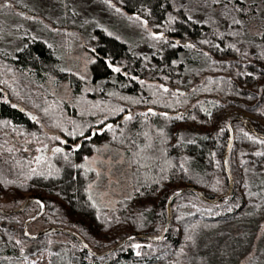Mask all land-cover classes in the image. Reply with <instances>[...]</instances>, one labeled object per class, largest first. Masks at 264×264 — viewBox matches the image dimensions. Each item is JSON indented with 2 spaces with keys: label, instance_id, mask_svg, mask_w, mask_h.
Here are the masks:
<instances>
[{
  "label": "trees",
  "instance_id": "1",
  "mask_svg": "<svg viewBox=\"0 0 264 264\" xmlns=\"http://www.w3.org/2000/svg\"><path fill=\"white\" fill-rule=\"evenodd\" d=\"M117 1L119 11L146 19L155 30L164 31L165 39L153 40L154 53H141L140 47L97 31L92 84L110 90L105 97L89 98L84 92L85 83L63 72L60 59L41 41L30 42L11 60L19 70L31 69L40 78L47 74L71 83L78 99L72 110L46 94L47 106L38 111L53 118L44 124L45 128L59 130L78 149L52 154L39 164L23 156L8 135L19 131L31 134L37 120L32 122L7 103L2 85L5 75H0V209H4V202L13 206L9 210H16L29 199L40 200L46 206L39 220L45 229L73 231L97 253L108 252L132 236L160 237L169 220L168 201L175 192L194 188L208 200L228 192L224 163L231 134L221 120L230 110L242 111L259 121L250 122L254 134L240 122L233 124L235 137L228 163L234 192L229 199L210 206L194 193L177 197L171 205V226L160 242L134 241L108 257L96 258L75 238L64 235L70 244L52 256V264H214V238L220 230L237 222L257 225L264 221V156L255 155L264 152V144L255 142L264 137V34L251 51V44L240 38L237 24L220 32L214 22L198 20L195 9L198 5L212 9L211 0ZM252 1L254 10L264 4L263 0ZM234 17L243 18L240 13ZM200 57L204 60L202 66ZM109 64L119 67L122 73L113 72ZM200 77L203 82L198 85ZM160 85L169 92H163ZM176 89L186 94L176 95ZM14 94L19 99V92ZM29 95L26 93L27 100ZM118 108L124 111H115ZM149 109L157 115H140ZM129 114L133 119L126 121L124 117ZM177 116L182 118L175 119ZM109 124H113L112 130L107 129ZM77 125L87 129L85 136L91 139L67 134L78 132ZM235 126L241 129L237 131ZM184 133L191 135L192 141L185 142ZM103 144L124 149L130 159L133 194L119 201L113 210L98 207L91 199L89 186L96 180V172L77 167ZM226 205L234 210L224 211ZM33 206L37 215L38 205L12 217L0 215V264L5 259L22 260L13 245L15 233L10 230L14 229L7 223L11 221L24 238L19 218L29 215ZM56 235L63 234L54 233L37 241L46 243L48 237ZM134 243L148 246L137 256L131 246ZM240 247L230 239L217 253L237 258Z\"/></svg>",
  "mask_w": 264,
  "mask_h": 264
},
{
  "label": "rangeland",
  "instance_id": "2",
  "mask_svg": "<svg viewBox=\"0 0 264 264\" xmlns=\"http://www.w3.org/2000/svg\"><path fill=\"white\" fill-rule=\"evenodd\" d=\"M203 2L206 3L205 0ZM252 2L254 1L228 0L226 3H213L211 0L212 9L198 5L195 14L200 21L208 19L214 22L217 31L221 32L227 30L229 25L233 24L234 16L240 13L243 18L238 19L241 21L238 24L239 36L250 43L249 48L254 51L252 46H255L264 34V4H259L254 10L251 6ZM5 4L10 6L4 7ZM119 7L117 0H0V75H5V82L2 84L4 92L12 103L37 117V124L31 134H24L23 131L10 134L19 144L25 143L29 148L30 146L44 148L48 145L51 156L53 154L51 150L59 147L58 144L63 140L67 141V138L59 130H48L44 126L53 119L38 111L47 106L44 100L46 94L59 104L70 107L69 110L78 103L70 82L59 81L47 74L39 78L36 76V71L19 70L11 63V60L16 59V55L30 42L45 43L60 59L63 72L79 77L85 83L84 92L89 98L96 100V97H105L111 92L101 84H92L91 67L97 60L93 42L97 31L130 46H138L141 53H154L153 40L159 42L165 39H153L154 35L165 34L164 31L155 30L148 22L145 25L143 22L146 19H137L131 14L117 11ZM237 7L243 11H236ZM199 61L202 66L204 60L200 57ZM202 80L200 77L197 84H201ZM17 89L19 91H16ZM15 92H19V99H16ZM26 93H30L29 100ZM68 120L70 118H67L66 122H69ZM239 121L250 123L259 120L248 113L230 110L221 123L229 125L231 122L235 124ZM235 128L237 131L241 129L240 126ZM51 137L60 139L55 140ZM192 139L191 135L183 134L185 142ZM77 146L72 145L69 150H76L79 148ZM16 148L24 154L23 148L19 146ZM32 152L31 149L26 150V153L32 154ZM32 156L36 157L37 153ZM82 165H85L84 169H92L91 171L97 174L96 180L89 186V193L98 207L113 210L119 201L132 197L130 159L124 149L108 144L99 145L95 154L87 158ZM2 207L6 210L13 208L8 202H4ZM223 208L226 212L234 210V207L229 205ZM36 210L37 208L33 206L28 212L29 215L20 216L22 226L26 220L35 215ZM7 225L8 228L14 229V231L10 230L15 233L13 245L20 251L22 260L5 259L1 264H32V261L36 264H52L53 254L63 245L70 244L69 238L64 235L50 236L46 243L33 242L24 237L27 240L25 241L11 221ZM44 229L42 221H38L30 226L29 233L34 235ZM230 239H235L241 246L237 258L234 255L223 256L222 253H217V250L221 252L220 247L228 245ZM17 240L21 242L19 245L16 244ZM214 243L217 246L213 255L216 259L214 264H264V221L257 225L237 222L227 229L220 230L214 238ZM141 245L142 248L148 246ZM142 248L135 249V252H140ZM25 257L28 259L25 260Z\"/></svg>",
  "mask_w": 264,
  "mask_h": 264
},
{
  "label": "water",
  "instance_id": "3",
  "mask_svg": "<svg viewBox=\"0 0 264 264\" xmlns=\"http://www.w3.org/2000/svg\"><path fill=\"white\" fill-rule=\"evenodd\" d=\"M113 67H115V66H113ZM115 73H117V72H115ZM119 73H117V74H119ZM174 93L176 95H180V93H183V95H181V96H184L186 94L185 91L178 90V89L174 90ZM15 107L16 108H19L18 105H15ZM28 115L31 118H35V116L32 115V114H30V113H28ZM239 122L241 124H243L244 128L247 131H249V132H251V133L254 134V132L250 129V123L248 121H239ZM111 125H113V124H111ZM228 127L230 129L231 138H230L228 150H227V152L225 154V163H224L225 170H226V174H227V176L229 178V190H228V192L226 194H223V195L219 196L215 200H208L201 192H199L198 190H196L194 188H186V189L179 190V191L175 192L170 197V199L168 201L169 220H168V224H167L165 230L163 231V233L159 237V239H157V237L147 236V235H144V236H132L133 239H129L128 238V239L124 240L123 242H121L119 245H117L113 249L109 250L108 252H105V253H97L87 243H85L78 234H76L75 232L70 231V230H65V229H60V228H50V229L42 230L41 232H39L37 234H34V235L33 234H30L29 233L30 226L33 225V224H35L39 220H41L42 217L46 213V206L40 200L29 199V200H27L23 204V206H21L20 208H18L16 210L0 209V215L1 216H4V217H12V216L21 214L22 212H24L31 205H38L39 208H40V212L37 215H35L34 217H32V218H30V219H28V220H26L24 222V226L23 227H24V236H25V238H27L28 240H31V241H37V240L42 239L45 236H48V235H51V234H54V233H59V234L67 235V236H70V237L75 238L80 243V245L82 246V248H84L87 252H89L92 256H94L96 258H105V257H108V256H110V255H112V254H114V253L122 250L124 247H126L128 244H130V243H132L134 241L160 242V241H162L165 238V235H166L167 231L169 230V228L171 226V223H172L171 205H172L173 201L177 197L186 195L188 193H194L203 203H205L207 205H210V206H217V205H219L220 203H222L223 201L229 199L232 196V194L234 192V178H233L232 173L230 171V167H229V163H228V156H229V153H230V151L232 149V146H233L235 132H234V129H233V123L232 122L228 125ZM259 138L260 139H264V137H259ZM39 155H43L44 157H46L47 156V151L44 150L43 152H40ZM37 201H39L40 203H37ZM41 204H43V207L42 208L40 206ZM25 233H27V235H25ZM85 245H87V247H85Z\"/></svg>",
  "mask_w": 264,
  "mask_h": 264
},
{
  "label": "snow or ice",
  "instance_id": "4",
  "mask_svg": "<svg viewBox=\"0 0 264 264\" xmlns=\"http://www.w3.org/2000/svg\"><path fill=\"white\" fill-rule=\"evenodd\" d=\"M221 2H225V3H226V2H228V0H213V3H221ZM9 6H10V5H8V4H5V5H4V7H9ZM235 10H236V11H243L242 9H240V8H238V7H237ZM117 11H119V9H117ZM137 19H139V17H137ZM189 19H191V17H189ZM143 23L146 25V24H147V21H144ZM240 23H241L240 20H238V19H233V24H237V25H238V24H240ZM231 35L235 36L236 33L233 32V33H231ZM153 39H157V40L163 39V34L161 33L159 36L154 35V36H153ZM203 42H204V43H207V41H203ZM175 46H176V45H173V47H175ZM184 47H189V48H190V47H194V45H191V44H185ZM216 47L219 48L220 46H219V45H216ZM229 47H230V48H233L234 45H229ZM237 51H238V49H237ZM205 55L207 56V53H205ZM109 67H112V65L109 64ZM112 70H113L114 72H117V73H119V72L121 71V69H120L119 67H113ZM132 79H136V77H132ZM209 82L211 83L212 81H209ZM141 83H143V82L141 81ZM160 88H162V89H163V92H165V93H168V92H169V89H168L167 87H164L163 85H160ZM194 91H195V90H194ZM111 95H115V93H112ZM180 95H183V93H180ZM134 102H136V101H134ZM96 106H98V105H96ZM13 107H15V105H13ZM45 111H47V110H45ZM115 111H117V112H123L124 109H123V108H118V109H116ZM149 113H151V115H153V116L157 115V113H155V112L152 111L151 109H149V112H147V113H141L140 115L146 117V116L149 115ZM160 115H162V116H164L165 118H167V114H166V113H161ZM181 118H182V117H180V116L175 117V119H181ZM124 119H125L126 121H131V120L133 119V116H132L131 114H129V115L125 116ZM193 119H194V117H193ZM101 123H103V121H101ZM77 128L79 129L78 132L74 130V131H72V132H68L67 134L70 135V136H73V137H75L76 135H79V136L85 137V139H91V136H85V132L87 131V129L79 128L78 125H77ZM112 128H113V126H112L111 124L107 125V129H108V130H112ZM64 131L67 132L66 129H64ZM223 131H224V129H221V132H223ZM93 134H94V133H93ZM33 135H35V134L33 133ZM144 135L147 136V133H145ZM245 135L247 136L248 134L245 133ZM248 138H249L250 140L253 139V138L250 137V136H249ZM51 139L59 140L60 138H59V137H51ZM255 142L260 143V144H264V139L256 140ZM61 143H66V141H61ZM148 146L150 147L151 145H148ZM77 147H79V146H77ZM8 151L11 152L12 149L9 148ZM36 151H37V152H43L44 149H40V148H38V149H36ZM52 152H53V154L55 155L56 153H62V152H63V149H62V148H59V147H56V148L52 149ZM255 155H257V156H264V152H257V153H255ZM44 159H45V157H44L43 155H39V156H36V157H35V160H36L37 164L43 162ZM65 159H67V156H65ZM77 167L84 168L85 165H77ZM88 170L91 171L92 169H88ZM32 171L35 172V169H33ZM37 203H40V202L37 201ZM40 206H41V208H42V207H43V204H41ZM25 235H27V233H25ZM129 239H133V238H132V237H129ZM157 239H159V237H157ZM20 243H21V242H20L19 240L16 241V244L19 245ZM131 246H132V248H134V249H141V248L143 247V245H141V244H139V243H134V244H132ZM85 247H87V245H85ZM149 247H151V246L149 245ZM21 252H23V249H21ZM140 254H141V253H140L139 251L136 252V255H137V256H139ZM27 259H28V258L25 257V260H27ZM32 264H36V262H35V261H32Z\"/></svg>",
  "mask_w": 264,
  "mask_h": 264
},
{
  "label": "flooded vegetation",
  "instance_id": "5",
  "mask_svg": "<svg viewBox=\"0 0 264 264\" xmlns=\"http://www.w3.org/2000/svg\"><path fill=\"white\" fill-rule=\"evenodd\" d=\"M117 9H121L120 7L119 8H117ZM164 38V37H163ZM95 52V51H94ZM113 67V66H112ZM111 67V68H112ZM32 71H34V70H32ZM113 71V70H112ZM114 72V71H113ZM37 73V75L36 76H38L39 78H40V75H39V73L38 72H36ZM122 72H120L119 74H121ZM117 74V73H116ZM3 94H4V96H5V99H6V101H7V103L9 104V105H17V104H14V103H12L11 102V100L8 98V95L3 91ZM15 109H18L21 113H23L24 115H26L32 122H35L36 120H37V117H35V118H31V117H29V115H28V113L29 112H27L26 110H24V108H22L21 106H19V108H15ZM8 136H10V138H11V143L14 145V146H16V147H21V148H23V150H24V154H23V156H25V157H28L30 160H32V161H34L35 163H36V160H35V156L33 157L32 155L34 154V153H37V156L39 155V153L40 152H37L36 151V149H38L39 147H37V146H30V148H29V146L27 145V144H25V143H21V144H19V142L16 140V139H14L10 134L8 135ZM63 141H65V140H63ZM58 146H59V148H62L63 149V152H65L66 150H69L71 147H72V145L71 144H69L67 141H66V143H61L60 142V144H58ZM29 149H31L33 152H32V154H29V153H26V150H29ZM40 149H44V150H46L47 151V156L45 157V159L49 156V146L47 145L46 147H44V148H40ZM51 152H52V150H51Z\"/></svg>",
  "mask_w": 264,
  "mask_h": 264
}]
</instances>
